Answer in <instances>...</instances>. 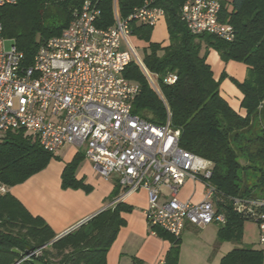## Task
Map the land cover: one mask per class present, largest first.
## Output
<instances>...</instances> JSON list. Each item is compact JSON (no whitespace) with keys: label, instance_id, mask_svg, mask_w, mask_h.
<instances>
[{"label":"trees","instance_id":"16d2710c","mask_svg":"<svg viewBox=\"0 0 264 264\" xmlns=\"http://www.w3.org/2000/svg\"><path fill=\"white\" fill-rule=\"evenodd\" d=\"M85 1L16 0L11 6L0 7L2 36L23 54V64L31 65L41 43L59 36ZM88 1L97 2L99 7L97 27L112 26L114 1ZM145 1L163 10L168 43L151 42L153 29L145 25H133L132 36L147 43L143 63L157 76L164 102L140 69L130 63L123 77L139 85L132 113L161 125L166 121V108L169 110L173 127L180 131V146L212 164L209 182L221 200L218 211L226 217V224L218 231V244H239L246 218L235 212L230 198H264L259 196L264 195V0H219V21L234 30L231 42L187 30L180 11L190 0H117L118 15L125 18ZM210 49L222 62L241 63L246 68L241 82L231 78L242 96L243 116L221 94L220 82L226 75L218 80L213 77L207 63ZM169 74L177 76L172 85L162 81ZM52 157L25 132L5 133L0 137V182L9 188L21 184L42 171ZM79 161L77 156L65 166L64 188L78 187L72 176ZM5 193L0 195V264H106L108 250L125 225L121 213L131 211L130 206L116 202L57 237L42 218L33 217ZM119 194L116 186L107 200L112 202ZM150 231L171 244L163 264H177L180 238L154 227ZM262 262L261 250L236 247L219 264Z\"/></svg>","mask_w":264,"mask_h":264},{"label":"built area","instance_id":"2783aa9c","mask_svg":"<svg viewBox=\"0 0 264 264\" xmlns=\"http://www.w3.org/2000/svg\"><path fill=\"white\" fill-rule=\"evenodd\" d=\"M113 1L112 26L97 27V2L86 0L59 36L41 43L31 65L23 64L25 58L14 44L5 50L0 24V134L23 131L51 155L64 145L82 149L97 176L117 178L121 195L145 191L150 229L180 238L188 224L225 225V214L214 207L219 195L209 182L212 164L180 146V131L173 127L169 110L161 125L132 113L139 85L123 77L130 63L163 101L157 76L131 43L133 25L153 27L164 17L163 10L145 1L121 18ZM15 3L0 0V7ZM220 9L219 0H190L182 6L180 19L193 35L231 42L234 30L219 21ZM176 80L174 74L162 79L167 85ZM188 180L204 186L201 202L177 198ZM5 192L0 182V195ZM230 199L235 212L257 225L264 253V198ZM116 202L119 198L112 204Z\"/></svg>","mask_w":264,"mask_h":264},{"label":"crops","instance_id":"0c3cea01","mask_svg":"<svg viewBox=\"0 0 264 264\" xmlns=\"http://www.w3.org/2000/svg\"><path fill=\"white\" fill-rule=\"evenodd\" d=\"M161 20L163 22H160ZM161 20L151 27L152 31L157 28L156 34H158V36H155L157 38L153 43L166 45L169 40L167 28L164 18H161ZM211 50L208 52L207 63L210 64L213 77L218 80L219 77L216 78L212 68L213 64L209 61ZM234 66L239 72L236 80L241 82L246 76V68L241 63ZM235 93L236 95L233 96L234 101L225 93L223 95L221 90V94L228 104L243 116L245 114L244 110H240L242 96L240 93ZM77 156L80 157V161L72 177L79 185L78 187L64 188L62 186L63 170ZM54 158L58 161H54ZM50 160L52 161L42 171L32 175L23 183L10 188L6 187L7 193L18 200L22 204L21 206L33 217L42 218L57 237L71 231L103 209L110 207L112 202L119 198V202L130 206L131 211L126 214L121 213L125 225L119 229L108 250L106 264H137L136 262H139V264H163L171 244L151 231L148 234L147 228L149 226L144 216V211L147 208L145 191L138 189V191L124 196L119 194L111 202L107 199L116 186H119L117 178L112 177L109 180H104L97 176L92 164L84 157L81 149L64 145ZM180 190L177 198L181 201L190 200L193 203H199L204 199V186L201 183L188 180ZM219 201L221 200L217 199V202ZM217 202L214 204L216 209H218ZM212 224L218 227H213ZM212 224L204 227H194L201 229L199 231L206 238V247L212 249V251H221L225 244H231V242L218 244V231L223 225ZM189 225H186L182 232L180 243L184 233L187 232L189 236H194L195 228L191 229ZM229 250L226 252L228 253ZM227 253L221 254L219 263Z\"/></svg>","mask_w":264,"mask_h":264},{"label":"rangeland","instance_id":"374dc122","mask_svg":"<svg viewBox=\"0 0 264 264\" xmlns=\"http://www.w3.org/2000/svg\"><path fill=\"white\" fill-rule=\"evenodd\" d=\"M160 22H163V21L161 20ZM156 30L157 28L154 31H152L153 35H151V40H150L151 42L156 41L157 37L155 36H158V34H156ZM131 43H133V46L136 48V52L139 58L143 61L144 49L146 48L147 43H145L142 40H137L134 37H131ZM10 46H11V42L5 41L4 43L5 50H8ZM124 48L125 46L122 44L121 49H124ZM209 61L211 62V64H213L212 68L216 75V78L218 77L220 78L222 74L226 75L225 78H222L220 82V89L222 90V94L224 95L225 93L227 96L230 97V99L232 98V100H234L233 96L236 95L235 92L240 93L238 89L236 88V86L231 81V78L235 80L238 79L237 75L239 72L234 66L237 63L230 61V62H227L226 64L222 62L218 53L215 50L213 51L211 50V53L209 55ZM4 135L5 134H0V137ZM54 161H58V160H55L54 158ZM241 163L244 165L243 161H241ZM250 183H252L251 180H249V184ZM259 196L263 197L264 195H259ZM243 223L244 224L242 226V235H241L240 243L237 244V243L231 242L232 245L229 243L225 244L224 245L225 247H223L221 251L220 250L212 251V249H209L208 247H206L207 246L206 238H204L200 234L201 231H199L201 229H196L194 225H189L191 229L195 228L196 232L194 233V236H189L187 232L183 234V237L180 243V251H179L177 264H219V257L221 256L222 253L224 252L227 253L226 251H228V249L231 250L236 247H250V248L260 250L259 245H258L259 236H258L257 225L252 220H249V219H244ZM212 226L218 227L215 224H212ZM147 230L149 234L150 228L148 227ZM262 263H264V253H263Z\"/></svg>","mask_w":264,"mask_h":264}]
</instances>
